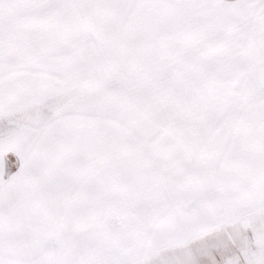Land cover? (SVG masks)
I'll return each mask as SVG.
<instances>
[{
  "label": "snow or ice",
  "instance_id": "6c2138e0",
  "mask_svg": "<svg viewBox=\"0 0 264 264\" xmlns=\"http://www.w3.org/2000/svg\"><path fill=\"white\" fill-rule=\"evenodd\" d=\"M0 264H264V0H0Z\"/></svg>",
  "mask_w": 264,
  "mask_h": 264
}]
</instances>
